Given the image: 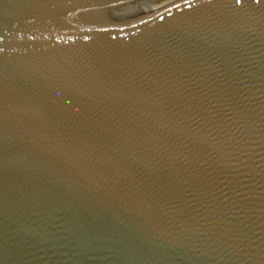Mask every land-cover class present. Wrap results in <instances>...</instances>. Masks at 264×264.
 Returning <instances> with one entry per match:
<instances>
[{
    "label": "water",
    "instance_id": "1",
    "mask_svg": "<svg viewBox=\"0 0 264 264\" xmlns=\"http://www.w3.org/2000/svg\"><path fill=\"white\" fill-rule=\"evenodd\" d=\"M0 264H264V0H0Z\"/></svg>",
    "mask_w": 264,
    "mask_h": 264
}]
</instances>
